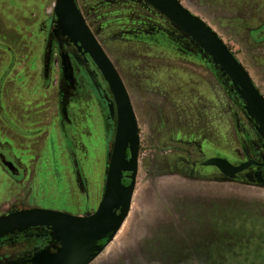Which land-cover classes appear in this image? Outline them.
Masks as SVG:
<instances>
[{
    "label": "rangeland",
    "instance_id": "obj_1",
    "mask_svg": "<svg viewBox=\"0 0 264 264\" xmlns=\"http://www.w3.org/2000/svg\"><path fill=\"white\" fill-rule=\"evenodd\" d=\"M190 1L202 9L199 0ZM53 2L0 0V41L19 40L21 35H13V31H22L28 16L42 21L49 18L47 29ZM231 2L232 7L223 4L228 12L232 9L228 21L223 20L228 26L223 28L225 44L264 93L260 64L264 43L254 45L247 27L230 28L229 23L242 17L243 4L247 6V0ZM256 2L264 7V0ZM78 5L122 78L140 131L138 172L129 212L88 264H264V186L255 183L256 170L230 180L213 168L200 166L214 155L238 165L246 161L242 148L249 158L264 163V143L245 118H234L226 107L222 109L223 122L229 121L232 131L223 133L220 140L212 128L214 106L205 101L197 105L183 90L181 80L178 86L174 84L175 70L187 69L184 65L191 62H204L213 68L210 59L139 0H78ZM27 56L30 61L34 58ZM77 77L80 100L95 109L88 136L93 162L85 163V171H56L59 187L51 189L58 192L47 201L86 217L94 213L103 195L115 120L109 119L106 107L79 71ZM56 83L55 78L54 87ZM199 127L202 152L189 145L193 130L198 132ZM66 145L58 142L59 155L66 154ZM47 157L51 159L49 151ZM91 181L93 186L87 189ZM39 239L28 234L1 240L0 264H22L38 248Z\"/></svg>",
    "mask_w": 264,
    "mask_h": 264
},
{
    "label": "water",
    "instance_id": "obj_2",
    "mask_svg": "<svg viewBox=\"0 0 264 264\" xmlns=\"http://www.w3.org/2000/svg\"><path fill=\"white\" fill-rule=\"evenodd\" d=\"M178 30L187 36L211 61L230 90L242 102L246 116L254 123L257 135L264 142V97L260 94L247 71L237 61L229 48L202 20L191 14L177 0H142ZM65 38L82 56L87 55L111 94L108 101L110 115L116 117V129L104 192L95 212L89 216H72L66 213L29 209L0 217V240L22 234L29 229H45L59 248L37 253L29 264H88L103 247L97 243L111 238L127 216L137 174L138 130L135 115L126 89L112 63L90 32L75 0H55L52 29L44 55V76L52 55L54 38ZM63 71L69 66L62 59ZM61 114L65 107L61 104ZM10 170V163L2 162ZM204 167L216 168L226 179H233L251 166L261 167L252 160L238 166L222 158H210ZM124 174L129 184L124 186ZM257 183L264 184L261 173H256Z\"/></svg>",
    "mask_w": 264,
    "mask_h": 264
},
{
    "label": "crops",
    "instance_id": "obj_3",
    "mask_svg": "<svg viewBox=\"0 0 264 264\" xmlns=\"http://www.w3.org/2000/svg\"><path fill=\"white\" fill-rule=\"evenodd\" d=\"M177 1L191 14L202 20L226 43L223 36L226 37L227 34H224L223 28L228 26L224 21H228L226 18L231 15L232 9L228 12L223 4L232 7L231 0H199L202 3V9L193 6L190 0ZM256 1L247 0L246 7L243 4L244 9L241 11L242 13L240 12L242 17L233 24L229 23L230 28L247 27L248 30H255L264 23V7L259 6ZM54 3L55 0L52 10ZM45 26L44 21L35 20L28 16L26 23L21 27L23 30L13 31V35H21L19 40L14 37L7 41H0V46H8L12 51L19 54L34 55L33 59L36 61L35 65L30 66L27 73L21 71L23 65L19 63V60L18 65L6 73L8 56L0 55V59H2L0 64V144L9 146L12 155L18 158L28 172L24 182L17 184L0 169V217L9 209L23 210L30 207L78 215L74 214L75 212L72 210L55 207L44 199L48 190L56 186L55 172H70L74 167L67 152L65 155H59L56 150L58 142L64 141L56 128L58 117L54 87L53 84L49 87L43 85L39 74L38 58L41 55L38 54H41L43 45V33L40 30ZM27 29L28 32H25L24 30ZM28 37L34 38L32 41H26ZM0 53L5 54L3 51ZM26 56L18 55V59L22 61ZM184 66H187V69H178L173 73L175 86H178L181 80L183 90L189 92L191 100L197 105H201L202 101H205L214 106L216 118L212 122L214 124L212 128L218 138L222 140L223 133L232 131V124L229 121L223 122L222 109L228 108L229 114L236 119H243V115L226 94L221 78L217 76L218 73L213 71L214 66L209 68L204 62H191ZM215 70L217 72V69ZM247 73L254 82L251 74L248 71ZM18 86L23 90L17 88ZM262 95L264 97V93ZM27 108H31L32 112L26 111ZM13 128L17 129L18 132ZM87 128L91 132L89 124H87ZM196 130L202 129L199 127ZM32 133L37 134L30 136ZM77 140L79 141L78 138L76 141L72 138L74 145L77 144ZM83 142L88 151L80 158L85 163L93 162L91 160L90 139ZM48 151L51 159L47 157ZM62 158L63 161L65 160L64 163L61 161ZM77 160L76 158L74 165L78 162ZM26 183H28V187L25 188L23 186Z\"/></svg>",
    "mask_w": 264,
    "mask_h": 264
},
{
    "label": "flooded vegetation",
    "instance_id": "obj_4",
    "mask_svg": "<svg viewBox=\"0 0 264 264\" xmlns=\"http://www.w3.org/2000/svg\"><path fill=\"white\" fill-rule=\"evenodd\" d=\"M139 1L144 3L142 0H139ZM75 3H76L78 10L80 11L84 21H85V23H86V20L82 14V10L78 5V0H75ZM144 4L147 5L146 3H144ZM147 6L149 8H151L149 5H147ZM151 9L154 10L153 8H151ZM155 12L158 13L157 11H155ZM51 13H52V15H51L50 21L48 22V28L46 29L47 21L49 18L46 21H44L46 26L40 30L43 33V45H42L41 54H38V55H41V57L38 58L39 74H40L43 85H45L47 87H49L50 85L53 84L52 83L53 77H54V84H55V78L57 80L56 87H54V84H53L54 98L56 101V107H57L56 109H57V117H58L56 128L59 131V134H60L61 138L63 139L64 143L67 144L66 145L67 146L66 152H67L68 156L70 155L69 157H70L71 161L73 162L74 167L72 168V170L70 172L72 173L73 171H77V170L85 171L86 170L85 162L82 161V159L80 157L82 155H85L88 151V148L85 146L83 141L90 139V138H88L90 132H87V134H86V132H83V131L84 130L88 131L87 124H89L91 116H94L95 109H94V107H91V106L89 107L88 102H85L84 100H80V96H81L80 86L81 85H80L79 79L77 77V72L79 71L86 78V80L89 82V85L92 88V91L98 97V101L101 102L106 107L109 119L115 120V129H116V117H115V115L112 117L110 115V112L108 109V101L109 100L112 101V97H111V94L108 90L106 83L103 81L102 77L100 76L99 72L97 71L96 67L94 66V64L92 63L90 58L87 55L82 56V54L77 50V48L72 43L67 41L65 38L59 37V38L53 39V42L51 45L52 55H51L50 64L48 67V75H47V77L44 76V55H45V52L47 49L49 34H50L51 29H52L53 10L51 11ZM160 16L163 17L162 15H160ZM165 20L168 21L167 19H165ZM170 24H172V23H170ZM86 25H87V23H86ZM88 28H89V26H88ZM89 30H90V28H89ZM90 32H91V30H90ZM92 35H93V33H92ZM248 35L251 38L254 45L264 43V23L259 28L255 29V30H248ZM96 41H97V39H96ZM98 44H99V42H98ZM100 47H101V45H100ZM102 50H103V48H102ZM1 51L5 52V54L0 53V55H7L8 56V58H7L8 61H7V65H6V73L12 71L13 68L16 65H18L17 64L18 60H19V63H22V65H23L22 70H21L23 73L29 72L30 66L35 65V62H36L35 59H32V61H30L28 57H24V59L22 61H20V59H18V55H29V54L16 53V52L12 51L8 46H0V52ZM104 53H105V51H104ZM232 54L236 58V56L233 52H232ZM54 55H56V59H57V69L56 70L54 69V66H53L54 58H55ZM106 56H107V54H106ZM63 58H64L65 63L69 66V70L67 69L66 71L65 70L63 71V66H62V59ZM260 60H261L260 64L262 65V77L264 78V56H262ZM237 61L240 63V61L238 59H237ZM1 63H2V59H0V64ZM113 67H114V65H113ZM55 72L57 73L56 77L54 74ZM116 72H117V70H116ZM217 73H218V71H217ZM118 75H119V73H118ZM217 76H219L221 78V80L223 82L224 90H225L226 94L229 96L230 100L233 102V104L236 106V108L240 111V113L243 115L245 120L247 122H249V124H251L253 129H254V123L246 116L245 112L242 109L243 104L241 105V107H239L236 104L233 97L230 95V93H233V92L230 90V85L228 84V81L225 78H222L220 73H218ZM119 77L122 81V78L120 75H119ZM122 83H123V81H122ZM123 85H124V83H123ZM124 87H125V85H124ZM256 88L258 89L257 86H256ZM126 92H127V90H126ZM259 92H260V90H259ZM127 94H128V92H127ZM260 94L262 95V92H260ZM234 96H236V95L234 94ZM129 99H130V97H129ZM80 103H83V104H80ZM130 103H131V100H130ZM61 104L65 107V116L64 117L61 114V108H62ZM76 106H78V107H76ZM131 106H132V103H131ZM132 109L134 112L133 106H132ZM134 115H135V112H134ZM135 119H136L137 130H138V143H139L138 144V159H139V151H140V134L139 133H140V131H139V125H138L139 121H138V118L136 117V115H135ZM13 129H15V128H13ZM15 131L18 132L17 129H15ZM201 131L202 130H198V132L194 131L192 133V137H191L192 140H191V143H189V145L193 144L194 145L193 147L200 149L202 152V149H201L202 138L200 137ZM254 131H255V129H254ZM255 133H256V131H255ZM21 134L24 135V133H21ZM35 134H37V133H32V135H30V136H36ZM114 135H115V130H114V134H113V140H114ZM27 136H29V135L27 134ZM72 138L75 139V141L77 138L79 139V141L77 140V144H76L78 146L74 145ZM260 140H261V138H260ZM199 142L201 145L199 144ZM8 147L0 144V169L7 175V177L10 180L14 181L17 184H20V183L24 182L28 172L26 171V168L18 160V158H15L14 155H12L10 148H8ZM242 151H243L245 158H246V161H244L242 163H245L248 160H252L258 164L263 165L261 167L251 166L250 168H248L245 171H248L250 169H255L256 170L254 172L255 183L258 185L264 186V184L257 183V181L255 179L256 173H261V177L264 180V176H263L264 163L258 162L252 158H249L248 154L244 148H242ZM76 158L78 159L77 160L78 162L74 165V162H76L75 161ZM211 158H222V159L227 160L230 164H232V162L228 158H226L222 155H214ZM138 159H137V172H138ZM208 159H210V158H208ZM208 159H206V160H208ZM3 161L11 164L10 170L2 164ZM203 163L202 162L200 163L201 167H204L202 165ZM242 163H240V164H242ZM240 164H238V165H240ZM232 165H234V164H232ZM238 165H234V166H238ZM204 168H213V169L217 170L214 167H204ZM57 172L65 173L64 171H57ZM242 173H240V174H242ZM126 175L127 174H124V178L122 180V184L124 186H127L129 184V180L125 177ZM238 175H236V176H238ZM136 177H137V174H136ZM61 179H63V178H61ZM105 180H106V178H105ZM135 183H136V179H135ZM57 184H58V181L56 183L55 189H57L59 187V185L57 186ZM61 186L63 187V185H61ZM92 186L93 185H92V181H91L90 183H88L87 189L92 188ZM23 187H25V188L28 187V183H26V185H24ZM66 187H63V188L65 189ZM134 188H135V185H134ZM55 189H49L48 192L46 193V197H44V199L49 200V197H52L51 193H53L55 191L58 192V190H55ZM22 191H24V188H22ZM103 192H104V190H103ZM133 192H134V190H133ZM29 209H42V208L30 207V208L23 209V210H29ZM96 209H97V207H96ZM44 210H50V209H44ZM16 211H21V210L11 209V211L3 214L2 216H5L9 213L16 212ZM52 211H55V210H52ZM57 212H62V211H57ZM62 213H66V212H62ZM66 214H68V213H66ZM69 215H71V214H69ZM72 216H77V215H72ZM28 234L38 235L41 239H39L38 248L34 249V251L31 253V255L27 259H25L21 262L22 264H29L28 261L31 260L37 253H39L43 250L49 249V251L52 253V252H54L55 248H59V244L55 243L53 241V239L50 235V232L45 230V229H40V228L29 229L25 233L14 234L13 236H8V237H5L3 239L11 238V237H23V236L28 235ZM3 239H1V240H3Z\"/></svg>",
    "mask_w": 264,
    "mask_h": 264
},
{
    "label": "trees",
    "instance_id": "obj_5",
    "mask_svg": "<svg viewBox=\"0 0 264 264\" xmlns=\"http://www.w3.org/2000/svg\"><path fill=\"white\" fill-rule=\"evenodd\" d=\"M228 84H229V82H228ZM230 95L233 97V99L235 100L236 104H237L239 107H241L242 102L238 99V97L234 96L233 93H230ZM108 238H109V237L104 238L103 240L99 241L97 244L103 247V245L107 242Z\"/></svg>",
    "mask_w": 264,
    "mask_h": 264
}]
</instances>
